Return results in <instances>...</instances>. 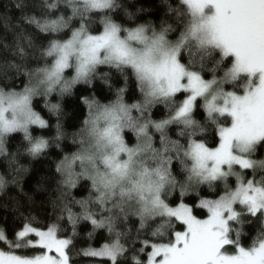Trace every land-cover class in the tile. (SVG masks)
I'll list each match as a JSON object with an SVG mask.
<instances>
[{
  "label": "snow or ice",
  "instance_id": "1",
  "mask_svg": "<svg viewBox=\"0 0 264 264\" xmlns=\"http://www.w3.org/2000/svg\"><path fill=\"white\" fill-rule=\"evenodd\" d=\"M184 3L190 9V15L193 23L187 32L182 34L181 40L170 49V56L165 61L162 75L167 80V87L161 89L160 95L171 97L175 93L185 89L190 92L183 99H179L180 104L175 113V119L181 120L186 126L191 127L196 123L190 118L194 108L197 107V98L205 97L203 107L208 113L209 119L215 122V114L231 119L230 127H219V146L206 147L203 143L193 142L191 154L196 160L193 172L189 176L198 177L197 183H207L211 188L213 185L219 187L218 182L223 183V194L218 199H200L199 206L207 209V218L198 219L193 214V207L184 202V198L194 189L184 183L179 186V193L176 199L180 202L175 207H169L160 199V185L150 186L155 193L150 201L145 202L140 209V228L144 229L146 220L153 215L159 214L167 219L160 225L151 236H161L164 234L162 229L173 228L172 221L180 222L183 230L173 231L167 243H150L151 237L140 241L141 247L135 249L138 253H144L146 248L147 264H264V231L250 248L240 246L241 229L249 218H256L260 223H264V176L259 180L255 179L257 170H264V160L251 159L252 153L256 151L257 145L264 142V0H184ZM93 7L105 6L103 0H92ZM210 9V12L207 11ZM32 23L37 24L43 31L50 28L55 31L65 26L61 21H44L32 18ZM83 30V25L81 26ZM143 28L136 29L130 33L132 38L145 39ZM119 27L111 22L105 23V30L102 36L89 37L83 41L81 54L82 62L78 68L77 78H83L88 75L90 65L100 62L98 58L99 48L117 41ZM204 33V35H201ZM79 31L74 33L73 40L65 44L53 42L49 51H59L60 56L51 71L44 69L48 80L55 77L57 80L60 73L68 66V58L72 52L76 51L73 47L74 42L79 39ZM194 38L197 39L200 46L207 48L214 46L219 48L224 56H234L235 62L232 69L225 73V79L235 81L240 73H248L253 78H258V84L254 85L249 81L243 95L235 92H225L223 88H218L211 98H208L209 90L216 84V80H202L198 72H186L176 57L184 41ZM164 36L160 34L154 43H163ZM123 50V42H118ZM21 53L23 49L19 50ZM130 52L123 51L120 59L125 63H133L137 71L142 70L141 63L137 62L135 57L129 59ZM219 63V62H218ZM188 77L187 84H181L184 76ZM120 95L116 103L111 107H105L99 115L91 121L92 127L90 134L96 138V143L100 149L110 145L112 151L103 153V162L110 169V175L101 173H91L87 168L82 173H71V160L67 157L58 168L68 172V178L64 181L66 184L75 185L79 177H88L92 180L94 188L99 190L103 187L106 190L114 188L125 177H128L132 171V165L135 163V157L141 150L151 147L150 143L137 145L135 148H129L124 144L121 135L122 125L119 123L121 117L125 124L133 128L137 135L145 133L146 125L137 127L130 113L133 108H146L150 101L140 104L126 105L123 103V89H120ZM24 95L10 96L9 108L14 115L11 119L4 113L7 109L0 107V151L4 150L3 134L14 132L17 129H23L27 139H32L29 132V125L46 126V121L41 115L33 111L31 106V97L39 94L36 89L29 88L25 90ZM184 93H181L183 95ZM155 91L153 96H155ZM223 99L220 104L217 101ZM90 110L96 107L95 100H85ZM52 109H57L58 105H51ZM103 118L115 123H109L107 127L97 126L95 119ZM170 120H162L155 124L157 129H164ZM58 135L59 125H57ZM203 131V129H201ZM234 142L239 145V152H234ZM175 147L176 142H171ZM58 146V145H57ZM48 147V141L40 138L31 144L29 149L33 154H39ZM166 150V146H165ZM121 152L128 153L126 160L119 159ZM80 159L92 160V154H76ZM76 157H73L75 159ZM165 163L170 165V159L161 157V167L156 168L155 173L167 180L168 169L164 167ZM226 166V167H225ZM248 170L253 173L252 178H246L242 172L234 171L235 167ZM151 175V172L145 168L140 174ZM235 176V186L229 185V177ZM175 185V180L170 181ZM143 189V184L136 183L134 189L129 191H139ZM197 195L199 193L197 192ZM103 205L105 203V193L100 192L96 198ZM82 207L80 216L72 213L71 209L65 205L64 211L68 213L69 220L72 221L73 231L78 219L90 220L94 228H107L109 233H115V239L110 243H104L99 248H88L83 251L87 257H106L111 264H129L125 257L128 249L121 242L124 233L116 231L113 225L112 216H100L89 210L88 201H79ZM237 208L240 210L238 211ZM34 217H25L18 230L13 229V239L9 240L3 228H0V241L6 243L10 249L8 252L0 251V264H70L68 249L72 243L70 239L58 238L56 225L42 230L39 227H33L31 221ZM235 226V227H234ZM34 234V238H29ZM234 234V237H233ZM136 240H139V233ZM136 240L132 241L135 245ZM235 249V254H227V247ZM25 248L42 249L40 255L24 256L17 255L15 250ZM54 252L55 255H49ZM135 264H141L140 260L132 258Z\"/></svg>",
  "mask_w": 264,
  "mask_h": 264
},
{
  "label": "clouds",
  "instance_id": "2",
  "mask_svg": "<svg viewBox=\"0 0 264 264\" xmlns=\"http://www.w3.org/2000/svg\"><path fill=\"white\" fill-rule=\"evenodd\" d=\"M103 2L105 6L93 7L92 0H42V4L49 15L40 22L61 21L65 25L55 31L51 28L48 31H43L41 29L45 34H51L55 37L42 49L44 56L48 58V67L46 69L51 71L60 56L59 51H49L52 48L53 42L65 44L68 41H72L74 33L79 31V39L75 41L73 45L76 51L72 52L69 56L68 66L60 73L58 80L55 77H53L52 80H48L46 72L43 71L44 68H41L35 73L21 72V75H24L26 79L29 76L31 77V81L22 86L12 88L0 85V107L7 109L4 115L11 119L14 113L12 109L8 107L10 96L14 94L24 95L26 94V89L33 88L39 93L31 97L33 111H38L34 110L36 101H41V107H44V97H48L51 101V105H58L57 109H62L64 99L74 95L78 86L86 85L89 88H93L97 81L104 83L105 86L111 90L112 97L108 100H102L93 93L96 107L90 110L89 105H85V114L78 127L81 130L80 139L74 143L71 140L68 141L69 143H73L72 152L68 153L66 156H62V158L67 157L71 160L70 171L73 174L82 173L84 169L87 168L93 174L101 173L110 175V169L105 166L102 154L110 153L112 148L110 145H107L104 149H100L96 143V138L90 134V128L92 127L91 121L96 118L105 107H111L116 103L120 95V89H123V103L126 105L140 104L143 106L145 101H150L147 107L143 108V111L133 108L130 113L133 120L136 121L137 127L146 125L144 134L138 136L133 128L123 126L125 124L123 117H121L119 121L122 125L121 135L127 147L135 148L137 145H143L145 143H150L151 147L137 153L134 158L135 163L132 165V171L129 176L121 180L114 188L106 190L100 187L98 190L93 187L90 178L79 177L78 180L81 183L84 181L88 182V191H86L82 197L76 198V188L79 187V184L70 185L64 183L68 178V172H63L60 168H56L57 174L55 177L48 178L51 181V187H37V191H46L49 202L53 204L56 209L69 204L73 207L77 205L81 206L79 201H83V197L90 196L91 198L87 200L89 210L93 211L95 209L93 212L98 216H112L114 228L115 230H119L125 228L132 218H138L140 222V215L138 214L140 209L144 206L145 202L150 201L155 195L150 186H161L159 192L160 199L169 207H171V199L178 195L179 186L181 184L188 183L194 189L191 191L192 193H196L201 186L209 187L207 183H197L198 177L193 176L192 180H189V176L192 174L194 165L196 164V160L191 154L190 149L193 142L203 143L205 145L204 138L201 137L200 134L203 133L204 137L209 136L210 132H208L207 129L215 127L220 121L215 119V122H213L212 119H209L208 113L203 107L205 97L201 96L198 97L197 100L199 99L201 101V110L204 112V116L196 117V108H194L190 118L196 123L188 127L181 120L175 119V113L180 104V101L177 99L178 95L181 93L190 95L191 93L185 89H181L180 92L175 93L171 97H165L159 94L161 89L167 87V80L161 73L164 69L165 61L170 56L169 50L175 47L181 40L182 34L186 33L193 23L191 15L174 11L172 16L169 17V22H162L163 17L158 20L151 15H147L153 12V9L149 5L135 3V0H103ZM134 3L135 7H130V5ZM117 12L122 13L124 21L126 22L116 18L115 14ZM141 16H145V19H139ZM106 22H111L119 27L117 41L99 48L97 55L100 62L89 66L90 71L87 76L77 78L78 68L83 59L81 54V49L83 47L82 42L89 37L102 36ZM97 24L100 25V31L94 30ZM82 25L83 30H81ZM139 28H143V36L145 39H136L130 36V33ZM64 33H68V35L65 36ZM160 34H163L164 42L154 43ZM201 35H204V33H201ZM118 42H123V50ZM123 51H129L130 55L128 58L131 59L135 57L137 62L141 63L142 70L140 72L137 71L133 63H125L120 59L123 55ZM229 57L232 58L230 63ZM176 59L183 65L186 72H198L201 79L205 81L216 80V84L209 90L208 98H211L212 94L221 87L224 91L226 88H232L234 89L233 91L227 92H235L236 94L240 93L238 95H243L249 81L254 85L258 84V78H253L248 73H240L235 81L225 79V73L232 69L235 57L224 56L222 51L214 46L203 48L200 46L198 40L194 38H189L184 41ZM115 76L120 77L121 83L119 85L114 83ZM133 83L136 86L137 93L135 103L129 101L127 97L129 85ZM187 83L188 77L185 75L181 79V84ZM154 91L156 93L155 96H153ZM53 97H55V99H53ZM80 99L84 104V96ZM217 102L222 104L223 99ZM157 106L165 107L166 118H153L152 113ZM217 117H220L219 114H215V118ZM58 119L59 117H54V121ZM162 120H170L171 122L167 124L164 129H157L155 124ZM95 122L100 128L107 127L109 123H115V121H109L102 117L95 119ZM34 126L35 125H29V132L32 134L31 140L26 138L23 129L4 133L2 137L4 150L0 151V153L4 156H11V153L6 151V141L11 136L19 133L22 135L24 142L23 153L31 156L33 159L38 158L42 152L33 154L29 150L31 144L35 142L36 139L43 138L39 133H34L32 131ZM172 128L177 129L174 136L171 133ZM201 129H203V131H201ZM127 133L133 134L132 144L128 142ZM154 137H158V140L154 141ZM218 138L220 139V137ZM46 140L48 141L47 148L55 144L56 146L58 145L59 150L62 137L58 135L57 130L54 129L52 140ZM173 141L176 142L175 147L172 146L171 142ZM161 144L164 145L163 148H160ZM233 151L239 152V145L236 144V142H234ZM78 153L81 155L84 153L92 154L94 159L82 160L76 157ZM254 153L255 151L252 155ZM73 157L76 158L73 159ZM161 157L166 160L170 159L171 162L170 165L167 163L164 165V167L168 169L167 180L158 176L154 171L156 168L161 167ZM127 158L128 153H120L119 159L126 160ZM145 168L151 172V175H144L141 177L140 174ZM20 171L21 169L13 165V171L11 173L0 172V195H4L9 187L22 184V180L16 175V173ZM62 172L63 176H61ZM172 179L175 180V185L170 182ZM137 182L143 184V189L139 191H129L135 188ZM69 189H71V191H69ZM101 191L105 193V203L103 205L96 199ZM166 219V217L156 214L148 218L146 224L151 228L152 225L160 221H165ZM260 227L264 230V223H260ZM174 230V227L169 228L161 237L163 238V236L168 235L170 239V233ZM239 243L241 246V241Z\"/></svg>",
  "mask_w": 264,
  "mask_h": 264
},
{
  "label": "trees",
  "instance_id": "3",
  "mask_svg": "<svg viewBox=\"0 0 264 264\" xmlns=\"http://www.w3.org/2000/svg\"><path fill=\"white\" fill-rule=\"evenodd\" d=\"M135 3L149 5L153 12L147 15H151L158 20L163 17L162 22H169V17L172 16L174 11L190 15V10L184 0H135ZM135 3L131 4L130 7H135ZM48 15L49 13L44 8L42 0H0V85L12 88L22 86L30 82L31 77L29 76L26 79L24 75H21V72L35 73L41 68L46 69L48 67V58L44 56L42 49L55 37L51 34H45L37 24L31 22L32 18L42 21ZM115 15L118 20L124 21L121 12H117ZM139 19H145V16H141ZM94 30L100 31V25L97 24ZM64 35L67 36L68 33H64ZM20 49H23L22 53L19 51ZM231 59L229 57V63ZM114 83L117 85L121 83L119 76H115ZM226 90L233 91L234 89L226 88ZM93 93L102 100H108L112 97L111 90L104 83L97 81L93 88L86 85L78 86L74 95L64 99L62 109H52L48 97H44V107H41V101H36L34 109L38 110L37 112L46 120L47 124L45 127L34 126L32 131L39 133L45 139L52 140L54 129L58 131L57 125H59V132L62 133L60 135L62 143L59 145V150L58 146L54 144L43 150L38 158L33 159L23 153V138L21 134L17 133L6 141V151H9L11 156H4L0 153V172L11 173L13 165H15L16 168L21 169L16 175L22 180L21 185L9 187L4 195H0V228H3L8 239L11 240L13 239V229L18 230L19 226L25 222V217H34L31 221L32 226L39 227L42 230H47V227L56 225L57 236L72 241L67 250L70 264H111L108 259L84 256L83 251L90 247L99 248L104 243H110L115 239V233H109L106 227L94 228L90 220L83 219L77 220L75 231H73L72 221L69 220L68 213L64 211V206L56 209L49 202L46 191H37V187H51V181L48 178L56 176V168L65 161L62 156L71 153L73 143L80 139L81 130L78 127L85 114V105H88L85 100H94ZM136 95L135 84H130L127 92L128 100L135 103ZM82 96H84V104L80 99ZM184 96L185 94H179L177 99H183ZM201 107V101L198 99L195 109L196 117L204 116ZM165 112V107L157 106L152 113L153 118H166ZM54 117H59V119L54 121ZM215 119L219 120L220 123L207 129L210 135L204 137L203 133L200 134L204 138L206 147H218V128L230 126V118L226 119L224 116H220ZM176 132L177 129H171L173 136ZM127 135L129 144H132V138L128 133ZM69 140L73 143H69ZM157 140L158 138L154 137V141ZM163 147L164 145L161 144L160 148ZM253 155L258 158L264 157V142L257 146ZM63 172L65 171L63 170ZM63 172L61 176H63ZM242 173L246 178L253 177L251 169L244 170ZM262 176H264V170H257L255 179L259 180ZM228 182L230 186H235V178L230 177ZM76 183L79 184V187L76 188V198H80L88 191V182L81 183L77 180ZM218 184L219 187H216V185L211 188L201 186L197 190L199 195H197V192L192 193L190 191L184 198V202L193 207V213L197 218H207V209H202L199 206L200 199H218L219 195L223 194V183L218 182ZM90 198V196L83 197L84 200ZM179 202L175 196L171 199L170 206H176ZM67 206L74 215L80 216L82 212L80 205L73 207L69 204ZM237 210L240 209L237 208ZM96 218L100 219V216L96 215ZM163 223L164 221H160L152 225L151 228L146 224L145 228L141 229L139 219L132 218L125 228L116 230L125 234L122 236L121 242L128 249L125 257L120 259H127L129 264H135L132 259L135 257L141 261V264H147V252L150 251V248H146L144 253H138L135 249L141 247V240L149 237H151L150 243H167L169 240L168 235L163 236V238L161 236H151L152 232ZM172 223L175 231L183 230L180 222L173 220ZM167 230L162 229L161 231L165 233ZM262 231L264 230L261 229L260 222L254 217L249 218L241 229V246H252ZM172 232L170 235H172ZM138 233L139 240H136ZM29 238H34V236L30 235ZM133 240H136L135 245L132 244ZM228 250L229 252H235V249L230 246H228ZM0 251H10L8 245L3 241H0ZM15 251L17 255L31 257L40 255L43 250L25 248Z\"/></svg>",
  "mask_w": 264,
  "mask_h": 264
},
{
  "label": "rangeland",
  "instance_id": "4",
  "mask_svg": "<svg viewBox=\"0 0 264 264\" xmlns=\"http://www.w3.org/2000/svg\"><path fill=\"white\" fill-rule=\"evenodd\" d=\"M190 10V9H189ZM209 11H210V9H209ZM225 91L227 92V90L225 89ZM184 97H186V95L184 96ZM183 97V98H184ZM35 110V109H34ZM42 119H44L43 117H41ZM45 120V119H44ZM46 121V120H45ZM46 124H47V122H46ZM35 126H38V127H40L39 125H35ZM230 127V126H229ZM129 135H130V137L132 138V141H133V134L132 133H128ZM158 138V137H157ZM251 159H254V160H264V157H262V158H258V157H254V155H252V157H251ZM234 171H237V172H242V171H244V169H240L238 166H236L235 167V169H234ZM66 172V171H65ZM231 177H233V178H235V176H231ZM230 178V177H229ZM236 179V178H235ZM171 207H175V206H171ZM191 207V206H190ZM194 214V213H193ZM198 219H200V218H198ZM32 236H34V234H31ZM59 238V237H58ZM227 247V254H235V252H229V250H228V246H226ZM49 255H55V253L54 252H52V253H49ZM98 258H101V259H108V258H106V257H98Z\"/></svg>",
  "mask_w": 264,
  "mask_h": 264
}]
</instances>
